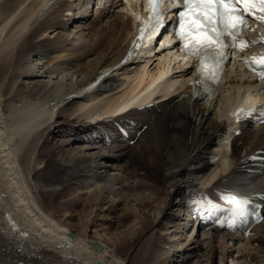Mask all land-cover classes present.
<instances>
[{
    "label": "bare ground",
    "instance_id": "obj_1",
    "mask_svg": "<svg viewBox=\"0 0 264 264\" xmlns=\"http://www.w3.org/2000/svg\"><path fill=\"white\" fill-rule=\"evenodd\" d=\"M73 25L74 38L63 37ZM132 33L133 18L122 0H0V264H131L137 241L117 238L96 221L94 208L103 211L109 202L101 193L78 195L88 181H105L111 188L133 182L129 191L140 198L151 187L165 186L162 177L170 175L166 190L126 217L137 222V239L146 243L141 264H178L177 253L185 261L201 245L199 240L182 243L181 236L170 241L193 221L203 232L207 220L200 214L193 219L195 212L183 219L188 202L201 191L178 184L181 174L196 175L202 191L224 186L240 194L252 191L249 185L264 191V179L256 181L246 168L250 156L264 149V125L240 123L230 153L231 136L225 135L229 105L253 81L238 70L217 98L207 99L194 91L187 69L175 82H155L153 90L152 85L141 92L158 64L151 58L144 65L120 64ZM116 66L120 71L113 70ZM9 97L14 102L6 117L3 104ZM151 101L156 103L143 107ZM132 104L141 106L127 112L135 119L125 122V130L133 129L128 137L117 115ZM136 144V150H126ZM209 154L210 162L201 160ZM36 164L42 168L35 170ZM184 169L194 171L179 172ZM37 189L54 194L60 211L49 213ZM82 205L93 220L76 226L74 207ZM229 206L239 223L236 204ZM148 210L163 215V224L141 214ZM263 225L243 240L221 235L222 242L207 230L204 264L215 262L219 248L227 262L237 246H244L242 260L264 259V239L251 241ZM165 241L168 249L161 246Z\"/></svg>",
    "mask_w": 264,
    "mask_h": 264
},
{
    "label": "rangeland",
    "instance_id": "obj_2",
    "mask_svg": "<svg viewBox=\"0 0 264 264\" xmlns=\"http://www.w3.org/2000/svg\"><path fill=\"white\" fill-rule=\"evenodd\" d=\"M75 27L76 26H72L69 28V30L67 31H63L61 33V35L63 37H66L67 35L69 36V39L72 40L74 38V34H72L73 32H75ZM71 36V37H70ZM50 40L52 39V35L50 36L47 35V38H50ZM77 38V37H75ZM19 90V88L17 89ZM17 93V92H16ZM22 97H25V95L23 94ZM14 97H9L8 100L4 102L3 104V108L5 110H7V114L6 117L9 115L11 106L13 104ZM164 107V106H163ZM148 114V113H147ZM127 117V118H126ZM123 122H122V120ZM130 120L135 121L134 117L132 116V114L128 113L127 115H122L120 117L117 118V121H119V127L121 128V130L123 131V133L126 132V136H130L132 135V130L133 129H124V125L125 122H130ZM122 122V123H121ZM136 125V124H135ZM123 129H122V127ZM134 124H132V128H133ZM129 130V132H127ZM125 131V132H124ZM133 147V146H132ZM140 147V145L136 144L133 148H129L126 147V150H136V148ZM244 153H242L243 156ZM213 156V154H209V155H203L201 160L204 162H210L211 159L209 160V158H211ZM42 168L41 164H36L34 165V169L35 170H40ZM191 172H193L194 170H189ZM188 170L184 169V170H180L179 172H189ZM178 171L174 172L179 173ZM172 172V174H174ZM171 174V175H172ZM168 173H165V175H163V182L166 184L165 186L162 185V187L160 189L166 190L167 186H169V177H168ZM181 178H177L178 184H183L185 185V187L187 189L192 190L193 192H197V191H201L202 192V188L200 186V181L199 178L196 177V175L193 174H181ZM192 175V176H191ZM170 176V175H169ZM197 178V179H196ZM264 179V177L262 178H255L256 181ZM133 182H130L124 186H120V187H110V184L107 182H86L83 185V192L84 194H78L80 196H85L86 198L89 197L90 195H93V197L98 196L100 193L101 195L99 197H102V199H107L109 203H107L104 206V210L103 211H99V209L97 207L94 208V210L92 211V214H96L98 216V219L96 221H99V224H101L102 226L105 227H110V234H113L115 237L120 238V239H124L125 237H128L129 239H134L133 241H137L136 243L139 245H135L133 251L129 254V259L131 264H141L139 262V257L141 255H144V253L146 252V243H142L141 240H138V236L136 235V231L139 229V227L137 226V222H134L132 219L129 220L130 218H126L129 214H132V210L136 209L137 207H139L141 204L145 203V202H150L151 200L155 199L156 195L159 193V190H155V187H151V189L146 190L145 195H142V197L140 196V198H137L135 196L134 193H131L129 191V188L133 185ZM163 183V184H164ZM145 184V186H149L148 183H143ZM250 190L253 191V185H249ZM158 191V192H157ZM206 191V190H205ZM35 192V190L33 191ZM37 192L39 193V200L41 202L42 205L45 206L46 210L50 213V212H59L60 211V207L56 206L54 204L55 202V197L54 194H52L50 191L49 192H44L43 189H37L36 191V195ZM162 194V192H161ZM98 197V198H99ZM161 197V196H160ZM41 198V199H40ZM86 202V199H85ZM111 204H113L114 206H112ZM159 206L157 205V208ZM164 208V207H163ZM109 209V210H108ZM75 213L78 215V217L75 218L74 224L76 226H82L86 221L88 220H93V215L89 217V211L85 212L83 209V205L79 206V207H74ZM88 210V209H87ZM187 212V208L185 209ZM143 212V211H142ZM141 214H146L147 217H149L150 221H157V223L155 225L159 224H163V215H159V217H157L156 212H152L151 210H148L144 213ZM164 213V211H163ZM186 214L188 215V212L185 213V217H183V219H187L189 218V216L187 217ZM179 223H182V220L179 221ZM195 225V224H194ZM193 227V228H192ZM195 229L194 226H189V229L187 230H182V233L180 235V233L176 234V236H172L170 238V241H176L178 236H181V242H189L192 240H199V242L201 243V247L199 246V248L195 249L194 245H191L190 247L195 249L194 254H190L192 255V257H189L190 255H188V258L183 261L182 258L180 256L179 253H177V262L178 264H201V263H205L206 258H202L203 255L206 254V250H207V245L205 244L204 241H206L205 239H207V237L209 236L208 232H201L198 229V225L196 228V232L193 231ZM162 231H164L163 229L159 230L160 233H162ZM264 225L261 227V229H259L253 237H251V241H257V240H262L264 239ZM117 235V236H116ZM174 235V234H173ZM167 236V235H165ZM170 236V235H168ZM197 236V237H196ZM221 242L223 241V236L219 235ZM169 239V238H168ZM161 246L163 248L168 249L170 244H167V242L165 241L163 244H161ZM218 247H220V245H218ZM163 248L158 247L156 249L157 250H163ZM244 246H237V249H235L236 253H234L232 258L227 259V262L223 260V257L221 256L220 252V248L219 251L217 253V259H215L213 264H264V259H257L255 262L254 261H245L242 260L240 258V254H239V250L243 249ZM154 249V248H153ZM178 250H180L179 248H177ZM234 251V249H233ZM123 252V251H122ZM184 256L186 257L187 254H184ZM259 257H263V255H260ZM205 260V261H204ZM204 261V262H203Z\"/></svg>",
    "mask_w": 264,
    "mask_h": 264
},
{
    "label": "snow or ice",
    "instance_id": "obj_3",
    "mask_svg": "<svg viewBox=\"0 0 264 264\" xmlns=\"http://www.w3.org/2000/svg\"><path fill=\"white\" fill-rule=\"evenodd\" d=\"M148 2L151 5L149 23L139 29L142 34L163 27V17L156 0ZM176 15L179 19L174 23L180 30L175 35L182 43L181 51L200 58L196 68L197 83L203 84L205 80L217 82L227 59L226 50L235 53L249 46V42L241 36L248 27L249 18L264 25V0H184ZM226 36L230 38V44L224 43ZM244 63L250 68L256 65L252 70L264 84V57H254ZM233 203L236 204L233 215H244L248 201L233 199Z\"/></svg>",
    "mask_w": 264,
    "mask_h": 264
}]
</instances>
